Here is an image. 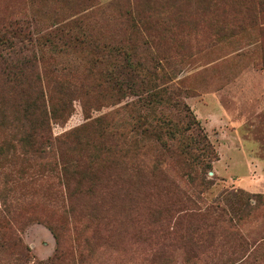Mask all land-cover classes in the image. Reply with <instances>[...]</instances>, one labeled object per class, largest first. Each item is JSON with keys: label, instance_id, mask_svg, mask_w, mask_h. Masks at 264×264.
I'll use <instances>...</instances> for the list:
<instances>
[{"label": "rangeland", "instance_id": "rangeland-1", "mask_svg": "<svg viewBox=\"0 0 264 264\" xmlns=\"http://www.w3.org/2000/svg\"><path fill=\"white\" fill-rule=\"evenodd\" d=\"M257 1L0 0V71L33 54L35 73L21 85L35 84L33 99L48 109L65 104L62 119L49 123L52 138L71 141L79 130L91 143L42 159L21 135L19 90L0 76V264L55 256L64 264H264ZM146 87L173 94L145 110L135 103ZM138 115L152 127L189 125L206 139L203 188L184 179L179 145L159 127L145 136L133 130ZM70 161L79 170L64 167ZM159 171L198 210L181 211ZM209 207L223 212L197 217Z\"/></svg>", "mask_w": 264, "mask_h": 264}, {"label": "trees", "instance_id": "trees-1", "mask_svg": "<svg viewBox=\"0 0 264 264\" xmlns=\"http://www.w3.org/2000/svg\"><path fill=\"white\" fill-rule=\"evenodd\" d=\"M257 2L259 9L264 6V0H258ZM10 25L11 28L16 27L15 24L14 25L10 24ZM18 30L20 34L26 35L23 41L24 43H26L24 46L27 45L30 46V49L32 51L33 44L35 41L31 38V36H29L30 33L24 27H20L18 28ZM34 60H35V56L32 54L30 59L27 58L21 61H19L18 59L14 66H9L12 64V62H9L8 65L4 64L2 70L0 71V76L3 79V82L5 83L4 86L6 85L9 89L12 90L18 89L21 96L20 110H22L24 114V121L26 123L24 134L21 135L24 136V138L29 144L36 145L35 151L38 152V154L41 156L42 159L49 158L54 148L57 149L59 147H66L69 149L70 148L69 146L88 145L90 142L88 143V141H81L80 134L78 133L79 130L73 132L71 141L58 140L56 138L55 139L52 138L49 123L52 120L62 119L61 115L59 114V110L60 112L63 111L65 109V104H62L61 109L60 106L58 105L49 107L48 109L44 105L43 101L42 102L40 101L41 103L39 105V103L36 102L37 100L33 99L31 94L34 93V91H36L35 89H37L35 84L32 85L27 84L25 86L21 85V81L23 79L25 78L28 79L27 74L33 76V74L35 73ZM130 89L134 90L133 87H131ZM172 94L173 93L170 92L168 89H164V88L155 89L154 87H151V89H147L146 87L144 88V91H142V93L137 94L139 98L135 103V105H137L139 108H144L145 110L149 109L153 111L156 106L165 103V98H169ZM181 110L184 111L186 114L188 113V115L190 114L189 110L185 106H181ZM34 113H36L37 116H33ZM155 127H159V129L164 133V136L168 140H170L171 142H175L179 145V148L181 150L180 156L183 160V164H182L183 173H184L183 177L187 181V183L191 185L197 182L198 186L203 188L207 183L204 174L210 168L209 165L205 164L201 160L203 159L205 154L209 153V147L205 143L206 139L202 138V141L201 139L199 140V136L193 134L194 128L191 129L189 125H187L186 128L182 129L181 131V129H178V127L174 126L169 120H162V121L158 120ZM155 127H152L151 125L147 124L145 122V118L142 115H138L135 120V125L133 127V130L139 131L138 134L139 136H145V135H149L148 133L150 131H153ZM191 135L198 138L192 144L190 143L192 141ZM123 136L124 135L122 134L121 137ZM195 152H197V154ZM122 157L124 159L125 157L124 153ZM64 167L73 168V169L76 168V170H79L78 168H80L78 167V161L66 162L64 164ZM139 172L144 173V169L140 168ZM62 173L64 174V172ZM73 173L79 175V172L74 171ZM157 174L163 178L164 183L168 186V191L167 190L164 191L165 194L170 193L176 198H179L181 200L180 202L181 211L198 210V205L196 201H194L192 197L187 195L186 190L180 189L177 186V184H175L173 181L170 180V178L165 172L159 171ZM170 205L172 207L173 203H170ZM215 209L216 208L209 207L202 214H197V217L200 219H208L212 215H216L217 217L221 214V212H223V211H215ZM186 216L187 215H185V217ZM191 216L194 217L195 215L192 214ZM93 217L97 220L99 218V215ZM166 234L167 236L172 237L173 233L166 232ZM40 264H64V263L62 262V256L61 257L55 256V258Z\"/></svg>", "mask_w": 264, "mask_h": 264}, {"label": "water", "instance_id": "water-1", "mask_svg": "<svg viewBox=\"0 0 264 264\" xmlns=\"http://www.w3.org/2000/svg\"><path fill=\"white\" fill-rule=\"evenodd\" d=\"M209 174H211V173H209Z\"/></svg>", "mask_w": 264, "mask_h": 264}]
</instances>
